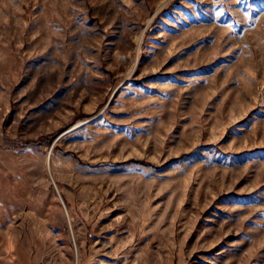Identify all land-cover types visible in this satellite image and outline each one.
<instances>
[{
    "label": "rangeland",
    "instance_id": "1",
    "mask_svg": "<svg viewBox=\"0 0 264 264\" xmlns=\"http://www.w3.org/2000/svg\"><path fill=\"white\" fill-rule=\"evenodd\" d=\"M0 264H264V0H0Z\"/></svg>",
    "mask_w": 264,
    "mask_h": 264
}]
</instances>
